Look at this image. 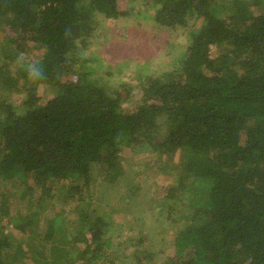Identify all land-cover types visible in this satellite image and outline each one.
<instances>
[{
	"label": "trees",
	"instance_id": "16d2710c",
	"mask_svg": "<svg viewBox=\"0 0 264 264\" xmlns=\"http://www.w3.org/2000/svg\"><path fill=\"white\" fill-rule=\"evenodd\" d=\"M149 10L187 44L134 97L107 80L111 65L88 67L99 58L90 46L103 20ZM22 55L37 60L13 70ZM126 148L170 179L157 182L158 231L112 244L89 184L137 174L121 162ZM0 222V264H113L107 249L140 251L166 225L175 251L161 264H264V0H0Z\"/></svg>",
	"mask_w": 264,
	"mask_h": 264
},
{
	"label": "rangeland",
	"instance_id": "374dc122",
	"mask_svg": "<svg viewBox=\"0 0 264 264\" xmlns=\"http://www.w3.org/2000/svg\"><path fill=\"white\" fill-rule=\"evenodd\" d=\"M146 3L145 6L147 7ZM143 12H145L144 9ZM146 12H148L145 14L146 16L148 15L147 18L143 17L142 19L120 17L119 19L103 20V27L97 30L96 36L98 37L93 40L94 43H91L90 46L93 51L98 53L99 58L96 63L88 64V67L93 68L96 73L102 75L105 67L111 65L114 74L112 78H107V80L116 85H120L121 83L127 84L131 88L130 93L134 97H137L140 93L139 87H136L138 85L137 81L147 74L150 75L159 70L166 71L172 69V67L177 65L181 56H183V50L187 44V34L182 29H161L153 23L151 10ZM119 31L120 34H118ZM109 47L113 51L106 49ZM113 54H115L114 57ZM16 59L17 62H14V66H12L13 70L30 68L32 62H36L37 60L36 58L31 59V57H24L23 55ZM115 71L118 72L115 73ZM110 86L112 85L110 84ZM113 87L115 86L113 85ZM117 89L120 90L118 87ZM44 92L46 91L39 89L40 95H43ZM122 94L125 95L124 91ZM22 97V93L15 92L10 96L9 101L18 104ZM132 150L130 148L125 149L121 162L123 161L128 168H132L137 174H132V172L128 171L126 175L125 170V176L119 177L120 179H118V182L111 189H109L111 186L104 182L101 184L105 186L100 187L97 183L95 185L94 183L89 184V190L94 188L93 195L91 191L89 192L91 196H94L93 207L97 211H105L107 215L111 216V226L106 236L110 235L116 239L112 244H115L117 241L123 242L128 239V236H130L129 238L137 237L139 230L145 232L149 230L148 232H152L153 234L158 231L159 222L157 220L160 218L158 214L161 210L159 200L164 196V193L162 187H160V183L157 184V182L170 179L165 174L150 177L147 172V165L140 161L144 157H148L149 154L140 153L133 148ZM143 151L142 149L141 152ZM176 158L177 156L173 158L171 163H175ZM133 159H135L134 162H132ZM130 162L134 163V165L130 166ZM134 185L138 187L137 190L132 188ZM99 188L105 190L107 196H101L102 200L96 202ZM107 197L109 199H106ZM154 198L157 200L152 202ZM105 199L108 201V205L104 203ZM70 208L71 206L69 205L65 210L68 213V219H73V215H71V211L69 210ZM5 211L9 212L8 209H5ZM119 211H122V214L118 213ZM3 224L6 225L7 230L13 231L17 239L25 240L27 238L22 230L15 229L13 226L8 227L5 219L3 220ZM46 227L47 221H44L42 218L40 229L44 231ZM166 227V233L161 238L157 235V240L155 235H153L141 247L140 251H136L130 247L119 248L117 250L113 248L107 249V259L110 258L113 264H161L164 261L163 259L173 256L175 251L173 247L175 228L173 225H166ZM67 250H69V245ZM160 250H164V252L161 255H157ZM45 251L47 252L48 248ZM136 257L141 258L139 263ZM101 264L110 263L104 261Z\"/></svg>",
	"mask_w": 264,
	"mask_h": 264
}]
</instances>
